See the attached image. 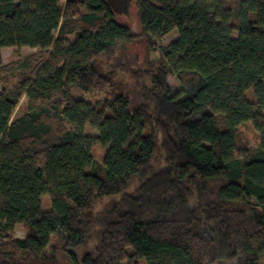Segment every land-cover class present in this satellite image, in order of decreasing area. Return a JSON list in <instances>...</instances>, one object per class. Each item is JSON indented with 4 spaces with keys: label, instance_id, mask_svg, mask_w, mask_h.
Instances as JSON below:
<instances>
[{
    "label": "trees",
    "instance_id": "16d2710c",
    "mask_svg": "<svg viewBox=\"0 0 264 264\" xmlns=\"http://www.w3.org/2000/svg\"><path fill=\"white\" fill-rule=\"evenodd\" d=\"M132 4L0 0V264H261L264 0Z\"/></svg>",
    "mask_w": 264,
    "mask_h": 264
},
{
    "label": "rangeland",
    "instance_id": "374dc122",
    "mask_svg": "<svg viewBox=\"0 0 264 264\" xmlns=\"http://www.w3.org/2000/svg\"><path fill=\"white\" fill-rule=\"evenodd\" d=\"M120 19L122 21L128 23L133 28L134 31L139 30V27L137 25V22H136V19L134 16L133 4L130 7V14L128 16L120 15ZM176 38H177V31L174 29V31L171 32L166 38H164L163 40L158 42V45L159 46L168 45L171 41L175 40ZM142 46L144 47V45L139 42V45L133 46L131 48L130 52L132 54L136 53L139 58H142L143 57V47ZM18 50L22 56L30 55L36 51V49H32L29 47H21ZM16 51H17L16 48H5V49H3L0 61L2 63L10 62L13 59ZM154 56H156V53L151 54V57H154ZM116 81L121 83V85L125 88L126 93H128V95H130V97L132 98V91H131L132 81L129 78L128 74L124 71L118 70L116 73ZM167 81H168V83L172 89H174L178 86L177 79L173 75H169ZM72 95L76 99H84V100L88 99L86 96H84L81 93V91L77 87H74V89L72 91ZM26 108H27V100H26V97L23 96L20 99L13 116L19 117V116L23 115L26 111ZM84 132L86 134H91V135H96V136L98 134L96 131L89 129L88 126L85 127ZM260 142H261V138H260L259 134L253 129V127L250 123H245L239 127V144H240V146L244 145V146L255 149V148L259 147ZM104 153H105V149L102 148L100 145H97L94 147V156L98 162H102V157H103ZM43 206H44L45 210L49 209L47 196L43 197ZM25 235H26L25 229L21 226H16L15 236L22 238V237H25ZM54 241H55V236L52 237L51 246L54 245ZM261 264H264V256L261 259Z\"/></svg>",
    "mask_w": 264,
    "mask_h": 264
},
{
    "label": "water",
    "instance_id": "95a60500",
    "mask_svg": "<svg viewBox=\"0 0 264 264\" xmlns=\"http://www.w3.org/2000/svg\"><path fill=\"white\" fill-rule=\"evenodd\" d=\"M112 11L120 16H128L130 14V7L132 0H105ZM215 264H225L224 261H217Z\"/></svg>",
    "mask_w": 264,
    "mask_h": 264
}]
</instances>
